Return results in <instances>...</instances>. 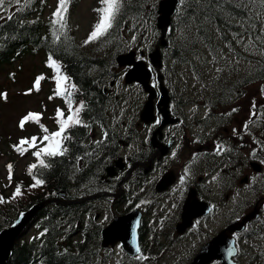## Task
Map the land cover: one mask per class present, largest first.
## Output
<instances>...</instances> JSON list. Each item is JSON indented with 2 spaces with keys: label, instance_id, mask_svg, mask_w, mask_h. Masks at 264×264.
Instances as JSON below:
<instances>
[{
  "label": "trees",
  "instance_id": "16d2710c",
  "mask_svg": "<svg viewBox=\"0 0 264 264\" xmlns=\"http://www.w3.org/2000/svg\"><path fill=\"white\" fill-rule=\"evenodd\" d=\"M46 1L20 0V3L16 4L14 0H7L4 9L0 10V70L4 65H12L14 61L28 55L42 54L48 59L51 57V60L58 64L61 74H65L72 82V99L82 101V104L78 105V108L83 105L78 118L83 120L86 126V122L103 116L107 96L103 94L101 88L102 73L110 72L109 68L115 66V63L113 58L107 61L105 58L91 57L74 43L67 29L68 13L63 20L54 16H48L43 20ZM151 1L125 0V10H122L126 14L124 18L137 9H141L144 13L146 10L144 7ZM230 1L197 0L191 7L174 15L175 25L188 31L194 25L200 27L204 23H210L215 27L217 38L223 31L225 34L244 32L253 40L259 39V34L253 25L255 16L234 7ZM147 13L154 17V12ZM180 48L181 46H173L175 55L180 52ZM252 71L261 75L264 82V58L262 65ZM84 126H72L73 128L68 130L72 133V137L68 138V132L60 149L57 150L62 155L48 157L47 167L39 169V179L43 181L47 190L45 194L51 193L54 189L65 190L71 184V180L75 181V184L81 182L89 186L95 180L93 175L99 177L98 172L103 170L106 155L111 156L116 150V144L107 147L105 142L83 146L82 142L86 136ZM107 139L110 140V134L107 135ZM103 153L106 155L103 156ZM79 162L81 170L74 175L73 172H77ZM41 199V193L33 194L27 205ZM88 210L90 208H87ZM84 211L86 207L83 204L43 210L39 230L43 227L45 234L41 240L40 237L33 238L27 243L15 245L7 264L32 262L36 264H94L93 256L96 252L92 247L97 243V230L94 226L88 230L85 229ZM9 212V208L0 206V230L9 226L14 218L15 211L12 214ZM76 230H80L79 238L73 240V233Z\"/></svg>",
  "mask_w": 264,
  "mask_h": 264
},
{
  "label": "rangeland",
  "instance_id": "374dc122",
  "mask_svg": "<svg viewBox=\"0 0 264 264\" xmlns=\"http://www.w3.org/2000/svg\"><path fill=\"white\" fill-rule=\"evenodd\" d=\"M54 1L51 3L53 4ZM95 1L80 0L76 8L73 27L77 29L79 38L86 34L89 23L93 20L91 8L96 4ZM234 57L233 55L229 56L230 59ZM45 61L46 59L42 54L28 55L13 65L5 66L0 70V191L4 192L5 195L9 193L10 183L8 179L10 176L19 175L22 168H27V164L33 159L30 155V148L33 147L31 146L32 138H37L35 141V147H37L41 141V134L47 135L57 126V110L59 109L62 113L66 111L61 98L57 97L55 91L56 67L49 66ZM236 64L241 65L243 63L237 60ZM37 77H43L39 82L38 90L34 87ZM125 90L132 93L131 89ZM29 113H38V121L37 119H29L21 128V119ZM42 126L48 131H43ZM22 139L29 143L20 145ZM15 146H21L22 149L27 150L23 151L22 154L16 150ZM9 165H11V170H9ZM149 220L153 221L154 226L160 230L161 226L157 218L150 215ZM263 236L264 234L261 233L260 236L256 237L259 240L254 238L255 241L249 243L247 249L261 244L264 240ZM113 254L114 257L109 264H186L192 252L174 249L157 253L148 246L142 255L135 259L124 257L118 248L114 249Z\"/></svg>",
  "mask_w": 264,
  "mask_h": 264
},
{
  "label": "water",
  "instance_id": "95a60500",
  "mask_svg": "<svg viewBox=\"0 0 264 264\" xmlns=\"http://www.w3.org/2000/svg\"><path fill=\"white\" fill-rule=\"evenodd\" d=\"M175 2L176 0H164L160 3V8L158 10L159 11L158 13H160L161 15L157 18V26L159 29H161L162 32L169 24V15L173 12V7L175 5ZM150 58L152 64L158 65V61L155 59V53L152 56H150ZM118 61L121 65L132 64L131 69L126 74L127 82L129 83L133 81L139 82L143 86V88H145L150 93L149 100L142 111V120L144 122H147L150 119H152L151 99L154 96L153 92L145 85V82H147V79H149V69H146L144 67L143 62L141 61L134 62L132 53L120 56L118 58ZM159 104L163 105V108L160 109V111L162 115L165 116V119L163 121L165 122L166 114L164 112V104H165L164 93L161 94ZM29 212L32 213V210H30ZM29 217L30 214H27L26 218L22 220V222L18 226L15 225L17 224L16 221L10 228L0 232V264H3L7 259L14 237H16L18 231L22 228V226ZM136 218H138V215H136ZM133 219H134V214H129L115 224L116 229L114 231L120 234L119 240L123 242L124 248L126 247V239H130L128 232H129L130 224ZM113 242H115V240ZM225 242H226V236L224 235L220 236L210 247L211 252L209 254L201 256L202 255L201 253L200 255L197 256V258L201 256L199 258L200 259L199 264H208V262L214 259L215 257H220L219 255L220 250L222 246L225 244Z\"/></svg>",
  "mask_w": 264,
  "mask_h": 264
},
{
  "label": "snow or ice",
  "instance_id": "6c2138e0",
  "mask_svg": "<svg viewBox=\"0 0 264 264\" xmlns=\"http://www.w3.org/2000/svg\"><path fill=\"white\" fill-rule=\"evenodd\" d=\"M7 0H0V10L4 9V6L6 4ZM181 2H183V0H181ZM14 3L19 4L20 0H14ZM67 3L68 0H59L58 6L56 11L53 13L54 17L59 18L60 20H63L64 16V12L67 11ZM100 3L103 5V7L99 8V9H95V11H97L100 15H99V20L98 22L94 25V30L89 34L88 39L85 40V44L98 39L99 37L103 36L105 33L108 32L109 29H111L113 27V21L116 18V14L119 12L120 10V6H121V0H100ZM55 22V21H54ZM55 62L51 61V57L49 58V66H54ZM43 79V77H37L36 81L34 83V87L39 88V82L40 80ZM66 79V78H65ZM57 95L60 94V82L59 80L57 81V89L55 90ZM264 91V90H262ZM70 93H66L67 97H70ZM68 104H69V110L71 111V101L70 99L67 100ZM81 108H83V105L80 106V108L75 109V112L72 115H69L67 120H60L59 118L63 116V113L58 109L57 110V123L59 124V131L51 133V136L45 135L43 137V140L45 141H49V146L46 148L41 149L40 151H36L33 153V155H35L36 157H40L41 153H44L45 155L48 156H53L57 154V150L60 149V140L57 138H61L62 134L65 132L66 127L68 126L69 122L74 121V123L79 124L80 121L77 118L78 117V113L80 112ZM38 117L39 114L38 113H29L27 116L23 117L20 121V127L23 128L24 124L26 121H28L29 119H37L38 121ZM42 130L47 132V129H43L42 126ZM36 137L32 138V143L31 146L35 147V141H36ZM26 143H29L27 140H21L20 141V145H24ZM16 150L21 152L23 154V151H26L27 149H22L20 146H15ZM64 151H66V149H63ZM40 164L47 167V165L44 163V160H40ZM9 170H11V165L8 166ZM36 165L33 164L29 167V173L31 174V170L33 168H35ZM43 181L42 180H36L35 184H42ZM35 186V185H33ZM16 194L19 195L20 194V188L17 187L16 189ZM137 251H139V249H137ZM231 253V250H229Z\"/></svg>",
  "mask_w": 264,
  "mask_h": 264
},
{
  "label": "flooded vegetation",
  "instance_id": "af4514ba",
  "mask_svg": "<svg viewBox=\"0 0 264 264\" xmlns=\"http://www.w3.org/2000/svg\"><path fill=\"white\" fill-rule=\"evenodd\" d=\"M176 145H177V144H175V145L171 148V151L167 154V156L172 152V150L174 149V147H175ZM167 156H165V157L162 159V163L164 162V160H165V158H166ZM183 171H184V170H182V172H180L181 176L183 175ZM173 173H174L175 176H176V182H177V181H178L177 174H176L174 171H173ZM175 186H176V185H174V186L171 188V191H172L173 188H175Z\"/></svg>",
  "mask_w": 264,
  "mask_h": 264
},
{
  "label": "bare ground",
  "instance_id": "6f19581e",
  "mask_svg": "<svg viewBox=\"0 0 264 264\" xmlns=\"http://www.w3.org/2000/svg\"><path fill=\"white\" fill-rule=\"evenodd\" d=\"M193 28L194 27H196L197 28V25H194V26H192ZM82 145V144H81ZM80 146V145H79ZM84 146V145H83ZM81 147V146H80ZM82 148V147H81ZM83 151V150H82ZM97 168H99V167H97ZM93 169V168H92ZM101 169V168H100ZM90 172V171H89ZM88 179V178H87Z\"/></svg>",
  "mask_w": 264,
  "mask_h": 264
}]
</instances>
